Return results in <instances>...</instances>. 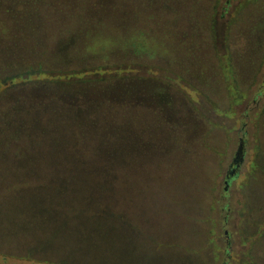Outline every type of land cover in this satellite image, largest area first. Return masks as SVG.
<instances>
[{
	"label": "rangeland",
	"instance_id": "rangeland-1",
	"mask_svg": "<svg viewBox=\"0 0 264 264\" xmlns=\"http://www.w3.org/2000/svg\"><path fill=\"white\" fill-rule=\"evenodd\" d=\"M77 1L0 0V264H264V0Z\"/></svg>",
	"mask_w": 264,
	"mask_h": 264
},
{
	"label": "trees",
	"instance_id": "trees-1",
	"mask_svg": "<svg viewBox=\"0 0 264 264\" xmlns=\"http://www.w3.org/2000/svg\"><path fill=\"white\" fill-rule=\"evenodd\" d=\"M66 2H69V0H66ZM83 2L84 1H82V0L77 1V3L80 5L84 4ZM80 5H79V7H80ZM118 12H122V11H118ZM115 14H116V12H114V13L111 12L107 18H109V17L112 18L115 16ZM87 16H90L92 18L94 17L93 15L92 16L87 15ZM93 19H95V18H93ZM72 25L76 26L77 23L73 22ZM71 27H72L71 25H68L65 28V31L70 32ZM100 27L101 26L99 25L98 28H100ZM96 34L97 33L94 32L91 35L92 36H99V37L101 36L99 34L98 35H96ZM101 38L102 37H100V39ZM123 39H124V34L123 35L119 34L115 37H105V39L102 38L101 40L103 42L107 41L104 44V47L109 48L108 45L113 46L114 43H116V44L121 43L123 41ZM104 61H103L104 62L103 65H99V66H96V65L74 66V67H63L60 69L54 68L53 66H49L48 64H41L40 66H38V70H35L34 73H32V71H33V69H32V71H29L28 74L30 76L42 74L43 76H46L50 79H56V80H60L64 83L71 84V83H75V82H79V81H81V82H90V81H97V80L100 81V79L103 80L106 76L112 77V76L123 75V73L125 74L126 70L128 69V67H126V65H127L126 62H123V65L117 64V65L113 66V65L107 63L106 60H104ZM135 70H138V68H136ZM18 75H17V77H18Z\"/></svg>",
	"mask_w": 264,
	"mask_h": 264
}]
</instances>
